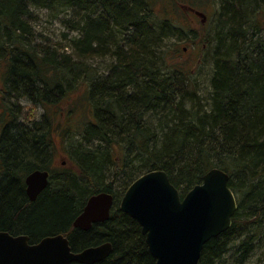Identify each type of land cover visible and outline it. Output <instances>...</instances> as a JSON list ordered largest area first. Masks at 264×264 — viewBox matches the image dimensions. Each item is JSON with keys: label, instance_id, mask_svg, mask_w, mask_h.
<instances>
[{"label": "trees", "instance_id": "16d2710c", "mask_svg": "<svg viewBox=\"0 0 264 264\" xmlns=\"http://www.w3.org/2000/svg\"><path fill=\"white\" fill-rule=\"evenodd\" d=\"M216 1L202 104L190 73L170 67L164 47L213 0H0V93L44 110L30 130L15 126L7 112L1 120L0 231L30 238L69 233L87 198L108 193L109 219L72 230V251L109 243L110 254L93 264H155L140 226L119 210L121 196L136 178L161 170L182 199L219 168L229 176L237 209L230 228L203 246L198 264H245L255 254L264 264V0ZM36 9L55 16L69 10L62 23L77 35H64L67 46L35 45ZM103 57L113 59L109 72L93 80L85 62ZM80 89L92 119L67 150L76 172L55 168L51 188L28 203L24 177L44 168L49 129L56 115L64 116L58 105Z\"/></svg>", "mask_w": 264, "mask_h": 264}, {"label": "water", "instance_id": "95a60500", "mask_svg": "<svg viewBox=\"0 0 264 264\" xmlns=\"http://www.w3.org/2000/svg\"><path fill=\"white\" fill-rule=\"evenodd\" d=\"M47 177V172L41 171L26 177L31 200L48 184ZM228 182L226 172L210 169L201 183L180 199L164 171H149L128 186L119 210L138 223L155 264H198L203 246L232 224L237 202ZM113 203L108 193L89 197L73 222L74 228L87 230L91 223L108 220ZM27 240L25 236L0 232V264H93L112 250L105 243L73 253L68 239L61 234L45 237L35 245Z\"/></svg>", "mask_w": 264, "mask_h": 264}, {"label": "rangeland", "instance_id": "374dc122", "mask_svg": "<svg viewBox=\"0 0 264 264\" xmlns=\"http://www.w3.org/2000/svg\"><path fill=\"white\" fill-rule=\"evenodd\" d=\"M195 1L200 3V1L204 0ZM212 4L208 11L203 8L200 9L202 14L198 13L196 16H192V18L185 23L186 30L184 33L178 37L170 38L165 43L166 47H164L170 54L168 57L169 66L190 73L189 86L192 88L191 90L196 93L195 98L202 104H205L208 99V85L212 72L210 52L213 47L212 41L215 37L218 1L213 0ZM32 13L34 14L31 23L34 32L32 41L35 45L67 46L68 42L64 35H67L68 38L77 35L76 32L67 30L62 23V20L71 18L72 13L69 10L62 11L58 16L46 10L36 9L33 10ZM169 16L177 20V23L179 22V20L175 18L174 13L171 12ZM187 29H190L191 32H188L189 30ZM262 35H264V33H262ZM112 61L113 59L110 57H103L92 59L91 61L85 62V64L89 67V75L93 77V80H101L107 76ZM2 73L3 63L0 62V76H2ZM81 76L78 78L79 81L83 79ZM1 86L0 82V87ZM83 86L87 87V84L83 83ZM81 93V89L75 93H70V97L62 102V104L58 105L60 106L58 109V111H60L59 113H61L63 109L64 116L56 115V120L52 122L49 129L50 142L52 143V168L62 167L63 170L76 172L71 166L67 150L70 148V143L81 139L79 133L83 125L92 119L91 115L88 113L89 106H86L81 100ZM2 97L4 99L3 102L1 101ZM52 110L55 111L56 108L54 107ZM67 111H71V113L66 115ZM6 112L12 116L15 126L25 129L28 128L30 130L34 122H42L44 110L39 104H37V106L32 104L29 99L21 98L19 100H14L9 98L7 94L0 93V124H2L1 120L5 117L4 115ZM45 112L51 117L52 113L49 109L45 110ZM114 154L116 155L117 153ZM257 258L258 255L255 254L251 256L245 264H261L260 260Z\"/></svg>", "mask_w": 264, "mask_h": 264}, {"label": "flooded vegetation", "instance_id": "af4514ba", "mask_svg": "<svg viewBox=\"0 0 264 264\" xmlns=\"http://www.w3.org/2000/svg\"><path fill=\"white\" fill-rule=\"evenodd\" d=\"M51 160H52V153L51 152H49L48 153V160L46 161V163L44 164V168H34L32 171H30L25 177H24V181H23V189H24V195H25V197H26V200H27V202L28 203H34L35 201H36V199H37V197L48 187V188H51V185H50V180H51V177H52V170H54L55 168H52V166H51ZM1 171H3L2 169L0 170V172ZM34 171H41V172H47V174H48V177H47V181H48V184L45 186V188L42 190V191H40L39 193H37V195L34 197V200H31L30 199V197H29V195H28V193H27V185L25 184V179H26V177L28 176V175H30L31 173H33ZM96 195V194H95ZM93 196V195H92ZM91 197V196H90ZM89 198V197H88ZM88 198H87V200H88ZM87 200H86V202H87ZM86 202H85V204H86ZM85 204H84V206H85ZM113 205H114V203H113ZM113 205H112V207H113ZM84 206H83V208H84ZM112 207H111V209H112ZM82 211H83V209L81 210V213H82ZM110 212H111V210H110ZM80 213V214H81ZM79 214V215H80ZM78 215V216H79ZM77 216V217H78ZM76 217V218H77ZM110 217V216H109ZM75 218V219H76ZM75 219H74V221H75ZM73 221V222H74ZM73 222H72V225H71V229H70V231H69V233L72 231V230H75V229H77V230H82V229H80V228H74V226H73ZM103 222H96V223H91V226L87 229V230H82V231H88L89 229H91L92 228V226H95V225H100V224H102ZM0 232H6V233H8L9 235H11V236H13V237H17V236H25V237H27V243L29 244V245H35V244H37V243H39L40 242V240H42L43 238H45V237H51V236H56V235H59V234H61V235H63L64 237H66L67 239H68V241H69V233H56V234H50V235H44V236H41V237H39V238H30V236L29 235H27V234H25V233H23V232H17V233H11V232H8V231H0ZM69 245H70V243H69ZM102 245V244H101ZM98 246H100V245H98ZM93 247H96V246H93ZM71 248V247H70ZM89 248H91V247H89ZM85 250V249H84ZM71 251H72V249H71ZM81 251H83V250H81ZM81 251H78V252H81ZM73 253H78V252H74V251H72Z\"/></svg>", "mask_w": 264, "mask_h": 264}]
</instances>
